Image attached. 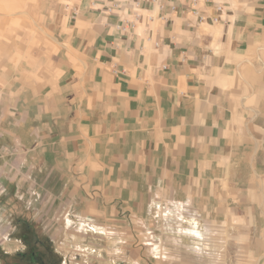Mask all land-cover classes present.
<instances>
[{
    "label": "crops",
    "instance_id": "1",
    "mask_svg": "<svg viewBox=\"0 0 264 264\" xmlns=\"http://www.w3.org/2000/svg\"><path fill=\"white\" fill-rule=\"evenodd\" d=\"M1 180L98 228L192 212L264 264V0H0Z\"/></svg>",
    "mask_w": 264,
    "mask_h": 264
},
{
    "label": "rangeland",
    "instance_id": "2",
    "mask_svg": "<svg viewBox=\"0 0 264 264\" xmlns=\"http://www.w3.org/2000/svg\"><path fill=\"white\" fill-rule=\"evenodd\" d=\"M0 184V264H33L25 261L31 251L38 264H258L231 227L192 222V212H157L151 220L98 228L64 215V209L55 213L59 220H51L31 208L24 189L8 180Z\"/></svg>",
    "mask_w": 264,
    "mask_h": 264
},
{
    "label": "flooded vegetation",
    "instance_id": "3",
    "mask_svg": "<svg viewBox=\"0 0 264 264\" xmlns=\"http://www.w3.org/2000/svg\"><path fill=\"white\" fill-rule=\"evenodd\" d=\"M33 254L35 256L36 253L34 251H31L30 252V259L28 261L27 260H25V261L28 262V263L31 262L33 264H38L37 261L34 260ZM26 256H27V253L20 254V256H19L20 257V260H24L26 258ZM15 264H17V263H15Z\"/></svg>",
    "mask_w": 264,
    "mask_h": 264
}]
</instances>
